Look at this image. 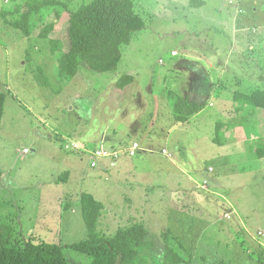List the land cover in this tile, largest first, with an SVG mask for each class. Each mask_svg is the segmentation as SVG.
I'll use <instances>...</instances> for the list:
<instances>
[{
	"label": "rangeland",
	"instance_id": "1",
	"mask_svg": "<svg viewBox=\"0 0 264 264\" xmlns=\"http://www.w3.org/2000/svg\"><path fill=\"white\" fill-rule=\"evenodd\" d=\"M27 1L0 0V232L91 264L70 247L88 238L90 193L97 231L143 222L159 263L167 231L190 264L264 263V109L234 97L264 88V0H133L145 25L116 68L72 78L66 14L26 18ZM190 96L202 109L176 122Z\"/></svg>",
	"mask_w": 264,
	"mask_h": 264
},
{
	"label": "trees",
	"instance_id": "2",
	"mask_svg": "<svg viewBox=\"0 0 264 264\" xmlns=\"http://www.w3.org/2000/svg\"><path fill=\"white\" fill-rule=\"evenodd\" d=\"M74 0H28V11L42 13L48 18L67 16L68 49L61 61V75L72 78L82 65L91 71L104 73L114 70L122 56V47L129 44L134 33L145 23L136 12L133 0H91L70 9ZM193 1V0H192ZM196 5H201L203 0ZM194 1V2H196ZM43 15V14H42ZM51 21L44 34L54 28ZM133 79V78H131ZM125 76L120 77L118 86H125ZM234 97L264 109V88L249 94L234 92ZM7 95L0 90V127L5 112ZM202 109L201 104L178 97L175 105L176 122L185 123ZM257 158H264V139L254 145ZM82 215L88 229V238L72 243L71 248L91 257V264H190L189 252L183 244L177 248L172 234L164 233L165 242L161 262L152 256L153 245L148 240V229L143 222H134L119 228L108 236L97 231L98 221L104 204L90 193H83ZM182 249L186 255L180 252ZM153 257V258H152ZM260 264L262 261H259ZM0 264H70L64 247L52 242H14L9 233L0 232Z\"/></svg>",
	"mask_w": 264,
	"mask_h": 264
},
{
	"label": "built area",
	"instance_id": "3",
	"mask_svg": "<svg viewBox=\"0 0 264 264\" xmlns=\"http://www.w3.org/2000/svg\"><path fill=\"white\" fill-rule=\"evenodd\" d=\"M138 146V144L136 143L135 145H134V148H136ZM135 153V151H133L132 150V154H134ZM92 160V162L90 163V165L93 167V166H96L98 163L96 162V160L95 161H93V159H91Z\"/></svg>",
	"mask_w": 264,
	"mask_h": 264
},
{
	"label": "crops",
	"instance_id": "4",
	"mask_svg": "<svg viewBox=\"0 0 264 264\" xmlns=\"http://www.w3.org/2000/svg\"><path fill=\"white\" fill-rule=\"evenodd\" d=\"M193 96H190V99L192 98ZM187 99V98H186ZM191 101H195V100H193V99H191ZM200 103V102H199ZM201 104V103H200ZM142 150V149H141Z\"/></svg>",
	"mask_w": 264,
	"mask_h": 264
}]
</instances>
